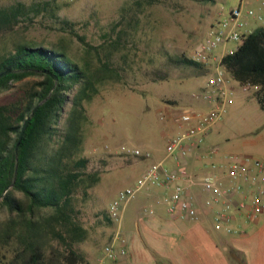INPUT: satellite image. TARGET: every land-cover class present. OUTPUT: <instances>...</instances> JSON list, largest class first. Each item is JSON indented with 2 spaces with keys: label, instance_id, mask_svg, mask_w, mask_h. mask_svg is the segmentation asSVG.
<instances>
[{
  "label": "rangeland",
  "instance_id": "374dc122",
  "mask_svg": "<svg viewBox=\"0 0 264 264\" xmlns=\"http://www.w3.org/2000/svg\"><path fill=\"white\" fill-rule=\"evenodd\" d=\"M43 1L52 0H0V6L16 2L30 6ZM55 1L59 6L58 18L74 23L78 35L91 46L104 43L107 36L116 38L120 27L113 31L112 26L120 19V8L133 2ZM240 2L245 10L264 15V0H162L161 4L146 7L138 15L135 30L123 35L120 49L112 51L110 60L118 67L121 82L103 85L90 102L84 103L87 121L83 126L81 155L89 160L88 171H97L101 176L99 184L76 201L77 217L86 230V239L75 248L84 254L86 264L111 263L103 253L115 228L106 220L108 205L119 191L133 187L149 166L163 159L168 140L179 132L175 126L170 129V125L179 114L194 112L193 103L201 100L199 95L209 78V69L208 72L199 71L179 65L177 60L182 55L192 59L210 28H217ZM53 20L48 15L34 16L32 24L21 26L19 37L44 47L61 44L79 60L86 56L87 45L52 30ZM245 21L248 29L262 25L253 17ZM237 46V43L220 46L213 55L227 54ZM253 91L249 88L243 92L236 87L232 103L215 129L221 154L264 161V112L253 98ZM8 98V93L0 94V103ZM122 147L149 154L150 158L129 156ZM143 193H138L124 206L116 224L126 239L137 231L136 223L145 217L143 211L150 209L142 199ZM52 244L63 250L59 242L52 241ZM127 258L128 254L114 264H133L127 262ZM3 263L24 264L15 259L12 247L0 240V264ZM160 263L172 264L164 260ZM228 264L248 262L240 253L238 260L231 259Z\"/></svg>",
  "mask_w": 264,
  "mask_h": 264
},
{
  "label": "trees",
  "instance_id": "16d2710c",
  "mask_svg": "<svg viewBox=\"0 0 264 264\" xmlns=\"http://www.w3.org/2000/svg\"><path fill=\"white\" fill-rule=\"evenodd\" d=\"M161 3L133 0L122 6L120 19L112 26L113 31L120 27L116 38L107 36L97 46L86 44L74 23L58 18L55 0L0 6V94H9L0 103V240L24 264H86L84 254L75 248L86 239L76 201L87 196L101 176L88 171L89 160L81 155L87 121L84 103L103 85L121 82L120 71L110 60L112 51L120 49L123 35L135 30L146 7ZM40 14L54 19L52 30L86 44L87 55L79 60L61 44L44 47L20 38L21 26L32 24ZM176 63L208 72L205 65L183 55ZM221 64L233 81L254 90L252 96L264 112V26L224 55Z\"/></svg>",
  "mask_w": 264,
  "mask_h": 264
},
{
  "label": "built area",
  "instance_id": "2783aa9c",
  "mask_svg": "<svg viewBox=\"0 0 264 264\" xmlns=\"http://www.w3.org/2000/svg\"><path fill=\"white\" fill-rule=\"evenodd\" d=\"M58 1L68 3L74 0ZM242 3L232 8L228 17L220 21L217 28H210L192 55L194 62L209 69V78L201 88L199 97L210 108L203 113L179 114L174 119L179 132L168 140L165 152L177 168L170 169L163 161L153 163L140 175L133 187L119 191L108 205L107 217L115 227L113 236L103 248L104 257L108 260L117 261L127 254L126 238L119 231V227H116L124 206L138 193L151 188L164 191L162 201L166 212L179 220H197L196 201L190 191L197 186L208 194L205 205L218 207L214 213V221L217 224L228 226L236 214L241 215L246 222L252 223L264 214V161L228 154L222 163H208L209 172L200 179L181 164L199 151L210 129L226 114L228 105L232 103L233 87L236 85L243 92L250 88L233 81L222 66L221 60L226 55L225 52L220 56L213 55L214 50L220 46L229 43H237L239 46L242 40L252 33L253 30L247 28L246 18L253 17L264 25V15L245 10ZM235 50H229L227 54H232ZM122 151L135 158H150L149 154L144 155L138 150L122 147ZM143 212L153 215L152 210ZM226 231L236 232L232 228H226Z\"/></svg>",
  "mask_w": 264,
  "mask_h": 264
},
{
  "label": "crops",
  "instance_id": "0c3cea01",
  "mask_svg": "<svg viewBox=\"0 0 264 264\" xmlns=\"http://www.w3.org/2000/svg\"><path fill=\"white\" fill-rule=\"evenodd\" d=\"M233 88L235 91L236 85ZM193 107L194 112L191 114L207 112L210 108L202 100L193 103ZM217 124L210 129L199 151L181 163L196 178L209 172L208 163H222L228 155L220 153L215 129ZM174 126L177 127L175 122L169 128ZM160 161L170 169L177 168L166 155ZM190 191L196 201L195 221L171 217L162 201V189L151 188L144 191L142 199L150 207L149 210L153 211V215L144 214L145 217L136 223L137 231L126 239L127 262L162 264L160 261L164 260L172 264H228L231 259L238 260L241 253L245 255L248 264H264V214L252 223L236 214L228 226L217 224L214 213L218 207L205 205L208 194L198 186ZM226 228H232L236 232L228 233ZM107 264H114V261Z\"/></svg>",
  "mask_w": 264,
  "mask_h": 264
},
{
  "label": "water",
  "instance_id": "95a60500",
  "mask_svg": "<svg viewBox=\"0 0 264 264\" xmlns=\"http://www.w3.org/2000/svg\"><path fill=\"white\" fill-rule=\"evenodd\" d=\"M36 109H37V107L32 112L34 113L36 111ZM29 122H30V117H28L26 119L25 123L23 124V127H22L21 132H20L19 140H21V138H22V136H23V134H24Z\"/></svg>",
  "mask_w": 264,
  "mask_h": 264
}]
</instances>
